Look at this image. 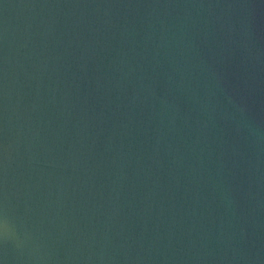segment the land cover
Masks as SVG:
<instances>
[{"label":"water","instance_id":"95a60500","mask_svg":"<svg viewBox=\"0 0 264 264\" xmlns=\"http://www.w3.org/2000/svg\"><path fill=\"white\" fill-rule=\"evenodd\" d=\"M0 264H264V0H0Z\"/></svg>","mask_w":264,"mask_h":264}]
</instances>
